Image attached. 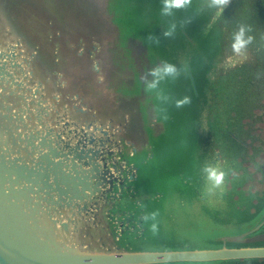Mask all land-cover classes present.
Returning <instances> with one entry per match:
<instances>
[{
	"label": "water",
	"instance_id": "1",
	"mask_svg": "<svg viewBox=\"0 0 264 264\" xmlns=\"http://www.w3.org/2000/svg\"><path fill=\"white\" fill-rule=\"evenodd\" d=\"M156 8L153 0H0V264L264 258V214L214 248L123 240L144 236L140 205L160 197L155 172L178 149L175 113L145 89L147 72L170 59L184 69L196 53L155 47L149 35L168 41L170 25ZM180 151L189 158L190 148Z\"/></svg>",
	"mask_w": 264,
	"mask_h": 264
},
{
	"label": "rangeland",
	"instance_id": "2",
	"mask_svg": "<svg viewBox=\"0 0 264 264\" xmlns=\"http://www.w3.org/2000/svg\"><path fill=\"white\" fill-rule=\"evenodd\" d=\"M153 1L158 7L156 9L161 10V0ZM195 5L199 10L195 11ZM209 5L210 0H192L188 8L176 10L172 16H167L169 24L175 23L176 28L188 36L187 44L183 43L175 31L168 41L155 45L170 56L181 55L180 52L183 51L188 54L194 51L196 53L194 52L193 60L190 61L191 66L188 67L185 64L184 69H178L180 72L178 78L166 79L164 87L160 84V89L166 92L169 97L165 102L169 112L171 113L172 109L175 113L174 124L178 130L173 131L172 139L173 145L178 149L173 148L174 156L162 159L155 172L158 174L156 179L159 181L160 197L150 202L149 200L145 201L140 205V207L147 205L145 209L147 215L153 212L158 213L155 220H144L147 229L144 236L139 238L140 242L134 241L136 240L135 234L124 235V242L131 241L130 244L134 248L165 250L219 247L222 244L220 237L246 231L256 224L264 214V175L260 172L256 173L260 179H257L255 189L248 178L237 179L234 175V173H238V164H240L237 158L244 155L250 160L254 159L252 153H249L251 145L245 146L235 138L247 139L249 133L243 127L249 126L251 121L256 122L263 119L264 94L262 92L264 87L256 85V89H252V85L251 88L247 86L251 83L252 76L247 74L246 64L235 67V74H232L231 71L224 80L221 81V77L218 78V81L215 80V76L212 74L215 67H213V58L210 59V54H215L216 48H218L216 45L217 25L224 22L227 24L229 19L227 16L224 20L221 18L220 23L217 22L210 27L208 40L200 39L198 31L202 30L203 37H205V22L208 16L218 9ZM212 20L213 16L209 17V21ZM236 24L231 29L234 31L233 35L242 26L245 28V33H248L251 28V23H248L245 15L238 17ZM253 42L255 43V41ZM167 44L171 46L169 47ZM224 45H226V39ZM228 46L229 48L224 46L226 51L231 49V44ZM259 47L262 49L261 43ZM249 54V48L246 47L243 55L234 54V60H239L238 62L241 64L246 57H249ZM208 59L209 65L206 66ZM170 60L164 62L169 63ZM210 63L212 64L209 68ZM217 64H219L218 61ZM229 66L226 65L225 68ZM202 73L205 74L204 79ZM185 97L190 99V103L176 107V101H183ZM214 99L217 104L212 106L216 102ZM202 104H204L203 113L201 112ZM211 108L214 109L215 114L211 113ZM255 109L261 112H254ZM202 118L205 120L204 125H209V129H201ZM207 130L208 135L206 134ZM200 143L203 149L204 145L210 147L211 157L209 158L211 161L215 156L213 151L219 153L221 166L218 168L219 172L223 173L222 183L219 187L212 188L207 180L203 183L200 181L199 177L205 172L203 171L204 163L200 161L206 158L205 154H195V146ZM185 145L187 149L190 148L189 158L188 153H186V157L180 156L182 152L180 150ZM210 167L213 168L211 165ZM231 172L233 176L229 175ZM182 179H186L189 184L183 182ZM154 190L155 185L150 191L154 192ZM229 202H238L240 205L237 203L236 206ZM153 223L157 225L155 233L151 227ZM169 264H264V258Z\"/></svg>",
	"mask_w": 264,
	"mask_h": 264
},
{
	"label": "flooded vegetation",
	"instance_id": "3",
	"mask_svg": "<svg viewBox=\"0 0 264 264\" xmlns=\"http://www.w3.org/2000/svg\"><path fill=\"white\" fill-rule=\"evenodd\" d=\"M236 3V4H235ZM249 7L247 8V6ZM241 15H245V17L248 19V23H251V28L248 33H245V36L252 37L251 43L248 44V48L250 51L249 57L245 58V61L240 64V62L234 60V54L233 52H230L231 49L226 51L224 46L229 48V44L232 43V38L234 31L231 30L234 28L237 24L236 21L238 20V17H241ZM213 16V20L210 22L209 17ZM225 16L228 17L229 21L220 23L221 18L224 20ZM219 22L220 25L218 26L217 31V43L216 45L218 48H216L215 54L211 57L213 58V67L214 70L212 74L215 76V80L218 81V78L221 77V81L226 78V75L232 71V74H235V67L240 66L242 64H246L247 74L249 76H252L251 83H249L247 86L252 89H256V85L259 87H264V0H230V3L223 9L222 12H220V9L214 10L211 15L208 16L205 26V38L208 40L209 30L210 27L213 26V24ZM239 26V25H238ZM230 36V37H229ZM232 36V37H231ZM231 38V39H230ZM226 39V45L223 46ZM229 40V42H228ZM255 41V43L253 42ZM262 44V49L259 47V44ZM222 50H224L222 52ZM222 52V53H221ZM260 53L261 56H260ZM210 58V59H211ZM249 60V61H247ZM217 61L219 64H217ZM237 63V64H234ZM212 64V63H211ZM232 64V66H229ZM229 66L226 67L225 66ZM211 66H209L210 68ZM231 74V75H232ZM205 74H203L204 77ZM206 80L208 81V78L206 77ZM214 87V83H213ZM260 94V93H259ZM264 94V91L262 92ZM260 94V95H262ZM205 95H207L205 93ZM216 101V99H214ZM207 98H206V105H207ZM217 104V101L214 102L215 106ZM254 112H261L258 109H255ZM213 113L214 109H213ZM264 119V115H263ZM263 119L261 121L253 122L251 121L249 123V126H244L243 129L247 133H249V136L247 139L242 138H235L238 142L242 143L243 145L247 146L248 144L251 145V149L249 150V153H252L254 156L253 160L248 159L244 155L237 158V160L240 162L238 164V173L235 174V178H248L250 181V184H253V188L255 189L257 186V179H260L256 176L257 172H260L262 175H264V121ZM247 122V119H245ZM205 128L209 129V125H206ZM204 128V129H205ZM208 133V130L206 131V134ZM208 135V134H207ZM250 139L252 140L250 142ZM210 147L208 145H204L203 152L206 155V158L200 162L204 163V169L209 168L210 165L216 169L219 172V168L221 165L219 162L221 161L219 158V153L213 151L212 158L214 160H210L209 157H211L209 153ZM219 159V160H218ZM244 165V166H243ZM203 169V171H204ZM204 172L201 176V181L207 180V175ZM230 176H233V173L231 172L229 174ZM264 177V176H263ZM231 178V177H229ZM238 202L229 204L236 205ZM239 204V203H238ZM240 205V204H239ZM237 206V205H236ZM260 216V215H259Z\"/></svg>",
	"mask_w": 264,
	"mask_h": 264
},
{
	"label": "clouds",
	"instance_id": "4",
	"mask_svg": "<svg viewBox=\"0 0 264 264\" xmlns=\"http://www.w3.org/2000/svg\"><path fill=\"white\" fill-rule=\"evenodd\" d=\"M192 0H161V15L163 16H172L176 10L186 9L191 5ZM230 3V0H210V7H217L220 9V12L223 11L225 7ZM176 29V24L172 23L169 25V29L163 31L162 35L164 37H170L173 35ZM149 40L154 43H159V38L149 35ZM252 37H245V28L242 26L238 31L233 35L231 50L235 55H243L246 47L251 43ZM180 75L179 70L173 64L162 62L154 68H150L147 72V76H150L151 80H145V89L149 92H152L156 95L157 99L163 102H167L169 97L163 93L160 89V84L162 81H165L168 78L173 80L178 78ZM190 103V99L185 97L183 101H176V107H182L183 104ZM204 171L207 174V181L209 182L212 188L219 187L222 183L223 173L218 172L214 168H205ZM158 213L153 212L150 215L143 217L145 221L148 219L155 220ZM152 231L155 233L157 230V225L152 224Z\"/></svg>",
	"mask_w": 264,
	"mask_h": 264
},
{
	"label": "trees",
	"instance_id": "5",
	"mask_svg": "<svg viewBox=\"0 0 264 264\" xmlns=\"http://www.w3.org/2000/svg\"><path fill=\"white\" fill-rule=\"evenodd\" d=\"M236 4V3H235Z\"/></svg>",
	"mask_w": 264,
	"mask_h": 264
}]
</instances>
